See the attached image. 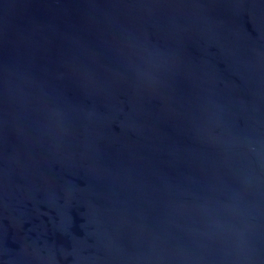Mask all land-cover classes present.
Wrapping results in <instances>:
<instances>
[{"label": "water", "instance_id": "1", "mask_svg": "<svg viewBox=\"0 0 264 264\" xmlns=\"http://www.w3.org/2000/svg\"><path fill=\"white\" fill-rule=\"evenodd\" d=\"M0 264H264V0H0Z\"/></svg>", "mask_w": 264, "mask_h": 264}]
</instances>
